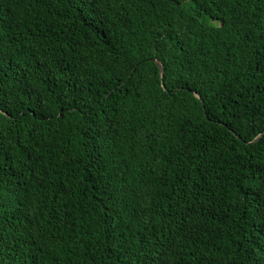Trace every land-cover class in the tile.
Here are the masks:
<instances>
[{
  "label": "trees",
  "instance_id": "trees-1",
  "mask_svg": "<svg viewBox=\"0 0 264 264\" xmlns=\"http://www.w3.org/2000/svg\"><path fill=\"white\" fill-rule=\"evenodd\" d=\"M182 5L0 0V264H264V0Z\"/></svg>",
  "mask_w": 264,
  "mask_h": 264
},
{
  "label": "snow or ice",
  "instance_id": "snow-or-ice-1",
  "mask_svg": "<svg viewBox=\"0 0 264 264\" xmlns=\"http://www.w3.org/2000/svg\"><path fill=\"white\" fill-rule=\"evenodd\" d=\"M174 3L176 5H181V7L183 8L182 0H174ZM222 23L223 22L221 21V26H222ZM2 58H3V49L0 48V59H2ZM136 67L138 68L139 64H137ZM256 70L261 72V73H264V65L257 66ZM160 73H161L160 87L163 88L165 92H168L172 95H175V93L183 92L188 87L187 83L184 82L182 78H178L175 81V86L173 88H169L167 69L163 65L160 66ZM128 79L130 80L131 77H129ZM196 96H197V99H199L201 102H203L205 99V97L201 96L199 94V92H196ZM10 103H11L10 101H4V100L0 99V117H12L15 120H19L21 118V116L24 114L23 109H21V112L19 114H17L16 116L13 117V114L9 109ZM62 103H63V101H62ZM33 106L39 108V110L41 112H43V103L42 102H41V104L37 105L36 102L33 101ZM65 110H69L68 105H65ZM33 114L35 115V113H33ZM50 115L53 118L56 117L57 115L59 116L60 119L64 118L63 112L51 113ZM213 115H214L213 113L209 112L208 118L212 119ZM237 119L239 120L240 117H237ZM260 123L262 125H264V120H262ZM232 131L236 135H239V133L236 132L235 127H233ZM260 139H264V127L260 128V136L258 138L254 137V140H256L257 142ZM260 172H261V175L259 176V179L261 181H264V169H261ZM252 179H254V180L257 179L255 174H253ZM2 214H3L2 206H0V215H2ZM169 248H170V246L165 247L163 251L155 253V254L151 253L148 249H142L141 251H143L145 253V255L143 256V258L141 260V264H169L168 259H167Z\"/></svg>",
  "mask_w": 264,
  "mask_h": 264
},
{
  "label": "water",
  "instance_id": "water-1",
  "mask_svg": "<svg viewBox=\"0 0 264 264\" xmlns=\"http://www.w3.org/2000/svg\"><path fill=\"white\" fill-rule=\"evenodd\" d=\"M151 60L154 61V62H156L157 65L159 66V68H160L161 65H163V63H162L159 59H157V58H155V57L151 58ZM163 66H164V65H163ZM259 136H260V135H259ZM259 136H258V137H259ZM258 137H256V138H258Z\"/></svg>",
  "mask_w": 264,
  "mask_h": 264
}]
</instances>
